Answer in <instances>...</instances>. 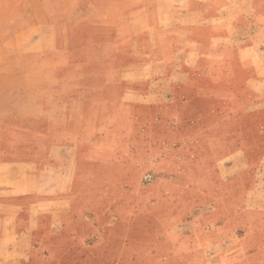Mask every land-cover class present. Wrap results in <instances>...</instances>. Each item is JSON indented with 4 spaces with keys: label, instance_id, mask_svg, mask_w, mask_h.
Listing matches in <instances>:
<instances>
[{
    "label": "crops",
    "instance_id": "obj_1",
    "mask_svg": "<svg viewBox=\"0 0 264 264\" xmlns=\"http://www.w3.org/2000/svg\"><path fill=\"white\" fill-rule=\"evenodd\" d=\"M100 1L0 0V110L9 97H37L39 114L28 127L54 132L81 127L86 90L35 93L8 87L35 64L55 62L60 82L85 63L74 54L91 47L75 45L70 36L81 9L87 18L101 17L98 27L117 41L114 63L120 67L113 84L118 102L147 128L161 111L183 114L197 107L200 114L213 113V120L200 116L188 125L198 130L197 141L205 150L198 158L210 162L206 176L217 197L214 207L227 209V193L247 191L251 208L264 210V0ZM115 17L121 20L115 22ZM59 51L66 52L63 62L52 56ZM195 88L215 105L180 109L178 100ZM71 109L79 118L72 120L71 114L64 124L44 122L45 112ZM219 113L223 116L216 119ZM56 139L39 138L42 150L34 141L12 144L10 155H0V264H45V250L56 255L51 242L62 237L73 188H79V149L86 140L77 135ZM258 193L262 201L256 199ZM193 224L199 232L179 239L193 242L190 251L199 264H249V257L264 251V245L254 249L250 243L257 235L241 232L229 214Z\"/></svg>",
    "mask_w": 264,
    "mask_h": 264
},
{
    "label": "rangeland",
    "instance_id": "obj_2",
    "mask_svg": "<svg viewBox=\"0 0 264 264\" xmlns=\"http://www.w3.org/2000/svg\"><path fill=\"white\" fill-rule=\"evenodd\" d=\"M100 19L85 17L81 9L73 18L72 42L91 49L74 54L85 63L74 66L67 78L59 82L57 65L47 61L45 66L35 64L22 78L8 82L10 89L35 93H50L57 88L86 90L88 97L80 110L81 127L55 132L28 127L39 114L37 97H9L10 103L0 110L1 157L10 155L12 144L34 141L40 145L39 138L43 137L50 141L73 135L86 139L79 149V188H73L62 237L51 242L56 255H48L45 250V264H199V258L190 251L193 242L179 239L181 234L199 232V226L193 224L199 218H224L227 214L241 232L257 235L258 239L250 242L254 249L257 244L263 247L264 210L251 208L254 203L250 193H227L229 208L214 207L217 197L210 192L213 188H208L212 179L206 176L210 162L198 158L199 151L205 150L197 141L198 130L188 125L200 116L213 120L214 114H200L197 107L183 114L161 111L157 118L153 115L152 128L145 124L146 128L138 127L142 125L129 108L118 102L114 91L117 85L113 80L120 67L114 63L117 41L109 39L108 30L98 27ZM52 56L63 62L66 52ZM193 92L178 100L180 109L189 104L215 105L213 98L204 100L196 94V88ZM55 112L41 114L44 122L61 120L64 124L71 114L72 120L79 118L73 109ZM219 115L223 116L219 113L216 119H220ZM227 147L222 145L223 150ZM256 199L262 201V193ZM249 264H264V251L249 257Z\"/></svg>",
    "mask_w": 264,
    "mask_h": 264
}]
</instances>
